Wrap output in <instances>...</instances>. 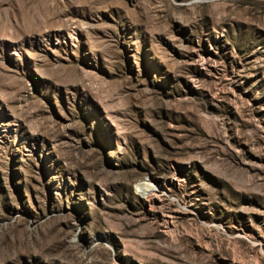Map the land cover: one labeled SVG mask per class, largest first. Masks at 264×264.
Returning a JSON list of instances; mask_svg holds the SVG:
<instances>
[{
    "label": "rangeland",
    "instance_id": "1",
    "mask_svg": "<svg viewBox=\"0 0 264 264\" xmlns=\"http://www.w3.org/2000/svg\"><path fill=\"white\" fill-rule=\"evenodd\" d=\"M0 264H264V0H0Z\"/></svg>",
    "mask_w": 264,
    "mask_h": 264
},
{
    "label": "bare ground",
    "instance_id": "2",
    "mask_svg": "<svg viewBox=\"0 0 264 264\" xmlns=\"http://www.w3.org/2000/svg\"><path fill=\"white\" fill-rule=\"evenodd\" d=\"M140 185H142V186H140L141 187V191H142V193H144V194H148V193H146V191H150L151 189H152V187L153 186H151V188L150 187H148V186H145V184L144 183H141ZM154 188V187H153ZM153 191V190H152Z\"/></svg>",
    "mask_w": 264,
    "mask_h": 264
}]
</instances>
